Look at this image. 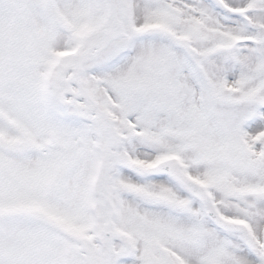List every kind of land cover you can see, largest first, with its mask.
Wrapping results in <instances>:
<instances>
[{
    "label": "snow or ice",
    "instance_id": "1",
    "mask_svg": "<svg viewBox=\"0 0 264 264\" xmlns=\"http://www.w3.org/2000/svg\"><path fill=\"white\" fill-rule=\"evenodd\" d=\"M0 264H264V0H0Z\"/></svg>",
    "mask_w": 264,
    "mask_h": 264
}]
</instances>
